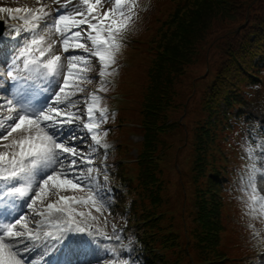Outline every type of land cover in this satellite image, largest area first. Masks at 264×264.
<instances>
[{"label": "trees", "instance_id": "1", "mask_svg": "<svg viewBox=\"0 0 264 264\" xmlns=\"http://www.w3.org/2000/svg\"><path fill=\"white\" fill-rule=\"evenodd\" d=\"M141 9L119 51L141 62L121 89L131 109L117 120L134 119L143 138L133 168L118 175L128 193L115 194L140 226L139 264H243L264 249V232L253 238L246 226L264 221L245 216L240 182L241 145L256 127L242 110L264 109L255 105L264 68L254 62L264 59V0H147Z\"/></svg>", "mask_w": 264, "mask_h": 264}, {"label": "snow or ice", "instance_id": "2", "mask_svg": "<svg viewBox=\"0 0 264 264\" xmlns=\"http://www.w3.org/2000/svg\"><path fill=\"white\" fill-rule=\"evenodd\" d=\"M36 3L0 7L9 20L22 21L0 17L8 29L0 32V78L9 82L0 83V264H37L30 255L38 248L43 259L85 242L111 257L105 264H136L123 228L112 223L106 231L112 197L104 162L111 145L102 125L110 113L100 93L116 75L113 65L137 0ZM9 47L16 51L10 57L4 54ZM93 58L99 84L87 91ZM261 133L259 143L241 145V200L250 221H264V124ZM68 191L86 195L62 194ZM246 226L253 238L261 236L251 222Z\"/></svg>", "mask_w": 264, "mask_h": 264}, {"label": "rangeland", "instance_id": "3", "mask_svg": "<svg viewBox=\"0 0 264 264\" xmlns=\"http://www.w3.org/2000/svg\"><path fill=\"white\" fill-rule=\"evenodd\" d=\"M2 2H30L33 3L35 6H40L39 4L36 3V0H0V3ZM147 4V0H137V4L134 6V11L138 6H145ZM108 5H105L107 7ZM55 7V6H53ZM158 12L157 6L153 5L152 8H150V13H155ZM137 16L138 14L142 16H146L147 13H145L142 9L137 13L135 11ZM138 18L135 17L133 21L131 22V26L133 27L134 31H137L139 26H137ZM58 48L60 47L59 45L57 46ZM5 56H13L16 54V51L11 49L10 47L5 49ZM71 54V53H69ZM68 55V54H65ZM212 60V57H211ZM204 61V56H202L199 61L197 62V66L199 65V70L200 68L203 67L204 64H202ZM11 61L9 60V63ZM141 60L135 56V55H128L125 58H123L119 53L117 55V63L113 65V67L117 70L116 75L112 76L110 81L116 83L118 85V88L124 89L123 86L127 84V78L129 77V72L133 74V76H137V70L135 68L137 67L138 63H140ZM213 67V66H212ZM2 68V66H0ZM201 73L203 70H200ZM194 74V71H193ZM0 83H3L6 87L8 86V81L3 80L0 78ZM41 87L45 85H40ZM131 87H136L134 83L130 84ZM42 101V98H41ZM248 115H253L258 117L261 120L260 127H262V124H264V112L261 111H254V112H248L245 110ZM127 128V127H124ZM133 139L138 140L140 139V136L138 135H133ZM86 150V149H85ZM136 150H133L131 152V155L136 157ZM71 195H78L82 194L85 192H71L68 191ZM111 211V209H110ZM107 215V213H105ZM115 223L117 227L122 228V223L118 221H113L112 218V211L111 215L108 216V224L106 227V230H109L111 232V224ZM124 235V234H123ZM125 237V236H124ZM124 244H130L131 248L133 249L132 251V259L136 261L137 263V258L138 254L136 253V244L135 241L132 239H129L125 237ZM119 250V249H118ZM41 253L42 249L38 248L35 252L31 253L30 259H35L37 261V264H105V262L109 259L108 256L103 252L101 249H94L89 251L82 243H72L68 245V248L66 247H60L58 250L53 251L47 256H44L43 259L41 258ZM259 260L257 262H254L253 264H264V253H261L259 256ZM122 258L127 259V256H124Z\"/></svg>", "mask_w": 264, "mask_h": 264}]
</instances>
